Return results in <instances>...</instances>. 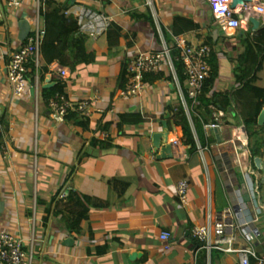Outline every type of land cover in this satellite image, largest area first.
Wrapping results in <instances>:
<instances>
[{
    "label": "crops",
    "instance_id": "crops-1",
    "mask_svg": "<svg viewBox=\"0 0 264 264\" xmlns=\"http://www.w3.org/2000/svg\"><path fill=\"white\" fill-rule=\"evenodd\" d=\"M60 1L70 26L76 17L73 10L87 6L110 15L123 35L113 46L110 34L91 38L87 47L97 51L96 61L76 65L74 70L59 61L43 60L36 83L29 74V92L19 98L8 77L9 63L23 44L19 23L30 20L36 5L31 2L11 9L6 0H0V230L24 238L34 264H174L173 251L164 248L163 232L170 231L173 242L194 253L198 243L191 235L192 228L207 224L211 213L232 206L238 197L235 189L242 188L264 231V179H256L263 161L255 155L254 160L243 158L242 150L224 140L228 134L243 133L245 125L235 109L230 110L232 115L227 120H219L218 128L205 127L202 143L197 136L203 152L198 148L193 154L181 140L171 112L181 97L169 66L149 77L150 87L142 97L120 94L125 87V64L147 51L161 50L163 31L173 34L176 17L186 16L198 25L182 34L191 42H206L212 34L216 36L217 75L211 97L226 101V94L243 86L238 66L249 26L247 30L223 32L216 23L211 0ZM54 31L67 36L63 28L54 27ZM56 43L60 53H68L63 35ZM262 58L254 75V83L260 87H264ZM62 68L73 77L65 88L72 100L93 99L98 91L103 97L100 102L95 100L93 116L85 118L88 127L59 120L50 109L49 99L63 81ZM139 112L156 114L157 118L142 125L122 122L121 115ZM166 119L174 157L159 160L153 134L165 130L162 121ZM261 126L255 136L260 151L254 154L264 153ZM99 129L110 132L111 144L98 139L95 134ZM142 155H155L156 160L143 163ZM255 159L261 162L252 174L251 161ZM183 179L191 183L190 207H184L177 195V184ZM68 182L105 204L91 210L82 236L71 234L61 217L53 216L55 200ZM17 187L23 188L22 197L15 195ZM68 238L75 242L65 243ZM259 248L264 251V239ZM134 253L140 255L132 259ZM221 255L219 264H239L236 255Z\"/></svg>",
    "mask_w": 264,
    "mask_h": 264
},
{
    "label": "built area",
    "instance_id": "built-area-1",
    "mask_svg": "<svg viewBox=\"0 0 264 264\" xmlns=\"http://www.w3.org/2000/svg\"><path fill=\"white\" fill-rule=\"evenodd\" d=\"M6 2L11 9H20L31 2L36 5V13L30 18L31 33L21 47L13 52L9 63L8 77L14 95L25 98L29 92L31 65L35 64L40 69L43 59L46 29L41 18V0H6ZM149 3L152 5V1ZM232 3L233 0H211L216 23L221 30L225 33L232 29L247 30L251 20L257 18L261 21V35L264 37V0H253L240 8H233ZM73 11L80 29L92 39H98L108 34L113 19L105 11L87 6H79ZM159 30L161 31V27ZM174 38L181 49L178 59L182 60L185 65L189 95L192 98H197L203 92L205 82L212 76V47L205 42L193 43L186 35H177ZM163 39L164 46L161 50L147 51L128 62L127 83L120 94L125 97H142L150 87L147 76L160 72L167 65L177 80L180 99H182L193 123L191 110L186 100V92L172 56V49L164 36ZM60 75L66 80L72 81L73 79L67 68H62ZM102 99L99 91L95 98L82 101H74L64 93L51 98L49 105L56 118L66 120L70 112H77L84 117L93 116L96 110L95 100L100 102ZM220 114L223 116L225 112L220 109ZM207 126L210 129H215L220 124L217 121ZM95 135L107 145L112 143V136L106 129L97 130ZM224 140L232 144L238 151L246 149V142L241 133L228 134L224 136ZM136 141L141 143L142 139L137 138ZM178 144L179 142H176V145ZM198 148L203 152L199 141ZM254 155L263 161L260 169L256 170V179L260 182L264 179V153L259 152ZM141 159L144 163L146 160H156V156L142 155ZM190 188V181L185 179L180 180L177 184V195L184 207L191 206ZM66 189L70 190L68 186ZM23 193L22 187L15 189L17 197H22ZM235 194H238V197L232 206L223 208L215 214L211 213L207 224L195 225L192 228L191 235L200 244L198 252L193 254L185 247L173 242V235L170 231L163 232L162 236L166 241L164 248L173 251L174 264H198V256L201 251H207L208 264H212L214 251L236 255L239 264H264V251L259 248L264 239V231L259 225L260 218L255 216L251 207L247 205L245 197L242 195V188H236ZM67 196V191H64L60 197L66 200ZM0 264H34L32 256L26 251L24 238L11 231L0 230Z\"/></svg>",
    "mask_w": 264,
    "mask_h": 264
},
{
    "label": "trees",
    "instance_id": "trees-1",
    "mask_svg": "<svg viewBox=\"0 0 264 264\" xmlns=\"http://www.w3.org/2000/svg\"><path fill=\"white\" fill-rule=\"evenodd\" d=\"M41 15L46 29L42 61L45 59L59 61L63 65L71 66L72 70L76 68V65L92 64L96 61L97 51L87 47L88 41L91 37L80 29L76 17L75 21L71 22L72 25L70 26V20L66 18L64 3L62 1L41 0ZM68 26H70V28ZM54 27H59V29L63 28L67 36L63 33L57 34L54 31ZM196 27H198V25L194 23L193 19L186 16H177L175 19L173 34L182 35L184 32H189L190 29ZM68 32H70L69 36ZM163 32L166 41L172 49V56L175 60L178 76L184 85L186 100L192 114L193 123L188 116L182 99H180V101L171 109L174 122L180 133V138L183 143L190 148V152L193 154L198 152L197 136L202 143L205 127L213 122L218 121L219 123L220 119L227 120L229 115H232L230 112L231 109H235L240 115L249 135L257 136L262 128L259 119L264 111V87L257 86L254 83V75L262 62V57L264 56V38L261 35V29L254 30L252 22L249 24L248 34H246L247 37L245 38L246 48L239 57L238 66V78L243 82V86L233 91L231 94H226V101L223 97H211V92L215 87L217 75L216 51L218 44L216 40H213L216 36L212 34L211 38L205 42L210 45L213 50L211 56V64L213 66L212 76L207 82H205L203 92L197 98H192L189 95L188 86L185 85L187 82V75L185 74L184 62L178 59L181 54V49L172 33L165 30ZM108 34L113 37L110 43L111 46L117 45L119 39L123 35L122 29L113 21ZM62 35L63 40L67 41L69 45L68 53H60L58 51V43L56 42L62 38ZM66 57L69 59L68 61L66 60ZM31 70L30 78L33 83H36L38 76L41 74L42 62L40 69H38L35 64H32ZM151 75L147 76V81H149ZM127 76L128 62L124 66L123 80L125 84L127 83ZM151 82L153 83V79ZM68 83H70V80L63 79V81L57 86V93L54 96L57 94H64ZM50 100L51 99H49V101ZM220 109L225 111L223 116L220 114ZM85 118L86 117L77 112H70L66 117V121L73 125H84L85 127H88V122ZM156 118V114L140 112L121 115L122 122L128 125H142L151 122ZM5 127L6 131L9 130L8 124H5ZM257 151H260L259 146H256L254 153ZM80 162H83V160L81 159ZM67 186L70 190L66 189ZM64 191H67L68 193L66 200L60 197ZM54 205L56 208L53 216L61 217V219L67 224L68 230L75 236L83 235V223L90 217L92 209L105 207V204L102 203V201L79 192L73 187L72 182H68L61 189ZM199 249L200 244L198 243L195 252H198ZM221 257V252L214 251L212 264H219L221 262ZM198 264H208L207 251H201L199 253Z\"/></svg>",
    "mask_w": 264,
    "mask_h": 264
},
{
    "label": "water",
    "instance_id": "water-1",
    "mask_svg": "<svg viewBox=\"0 0 264 264\" xmlns=\"http://www.w3.org/2000/svg\"><path fill=\"white\" fill-rule=\"evenodd\" d=\"M253 0H233L232 6L233 8H240L242 5L246 4L247 2H251ZM252 24L254 25V30H259L261 27V21L257 18H253L251 20ZM20 26V38L23 42H25L30 33H31V24L29 19H23L19 23ZM48 82V87H50L52 84L51 79L49 78L47 80ZM168 118V116H167ZM260 125H264V111L262 112L260 119H259ZM162 124L164 125V131L160 132H155L153 134V146H154V151L157 153V157L159 160L161 159H168V158H173L174 157V147L173 144L169 142V127H168V121L167 119L162 121ZM242 138L246 142V149L242 150L240 152L241 156L243 158H251L254 160V149L256 148V137L255 136H250L249 133L247 132L246 127L243 128V133H242ZM251 172L252 174H255V169L260 165V159H255V161H251ZM247 196V193H246ZM75 240L73 238H68L66 239L67 244L72 245ZM140 254L139 253H134L132 256V259H135L138 257Z\"/></svg>",
    "mask_w": 264,
    "mask_h": 264
},
{
    "label": "rangeland",
    "instance_id": "rangeland-1",
    "mask_svg": "<svg viewBox=\"0 0 264 264\" xmlns=\"http://www.w3.org/2000/svg\"><path fill=\"white\" fill-rule=\"evenodd\" d=\"M185 85L188 86L187 83H185Z\"/></svg>",
    "mask_w": 264,
    "mask_h": 264
}]
</instances>
